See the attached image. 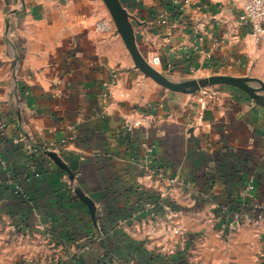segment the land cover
I'll use <instances>...</instances> for the list:
<instances>
[{
    "label": "crops",
    "instance_id": "crops-1",
    "mask_svg": "<svg viewBox=\"0 0 264 264\" xmlns=\"http://www.w3.org/2000/svg\"><path fill=\"white\" fill-rule=\"evenodd\" d=\"M242 1L120 0L168 81H241L202 110L135 67L103 0H0V264H264V40L229 31Z\"/></svg>",
    "mask_w": 264,
    "mask_h": 264
},
{
    "label": "built area",
    "instance_id": "built-area-1",
    "mask_svg": "<svg viewBox=\"0 0 264 264\" xmlns=\"http://www.w3.org/2000/svg\"><path fill=\"white\" fill-rule=\"evenodd\" d=\"M203 1V0H201ZM166 14L162 15L165 18ZM96 31H104L105 27L99 24ZM230 32L235 33L241 31L245 37L250 38L254 43H259L264 40V0H243L242 8L234 24L230 27ZM159 63V58L155 57L152 59L151 64L156 65ZM117 85L116 75L112 76L111 80L105 84V88L109 91L108 95L111 96L110 90ZM198 103L200 109H204L208 104L209 100L216 97L215 91L212 87H206L201 89L197 93ZM154 117L151 114H142L134 118L128 119L125 122V127L128 131L139 129L145 125H149L154 122ZM252 189V187H250ZM235 224L248 222V217L245 215H239L235 219ZM184 231L180 226L173 227L168 231L164 238L166 239L165 245L169 254H174V245L171 242L173 237H178L180 240L183 239ZM165 249V248H164Z\"/></svg>",
    "mask_w": 264,
    "mask_h": 264
},
{
    "label": "water",
    "instance_id": "water-1",
    "mask_svg": "<svg viewBox=\"0 0 264 264\" xmlns=\"http://www.w3.org/2000/svg\"><path fill=\"white\" fill-rule=\"evenodd\" d=\"M103 2L107 6L112 16V19L115 22L117 31L120 37L122 38L134 62L135 67L139 69L145 76L151 78L160 86L172 92H182L190 94H197L203 88L212 87L220 84L242 86L240 80L221 76H212L183 83H172L168 81L140 55L135 43V31L132 22L133 18L123 7L120 0H103ZM262 89L264 90V85H262ZM49 156L52 157L51 154H49ZM76 193L83 201L86 200L85 197L78 190H76Z\"/></svg>",
    "mask_w": 264,
    "mask_h": 264
}]
</instances>
